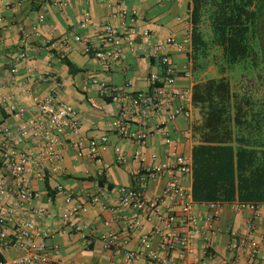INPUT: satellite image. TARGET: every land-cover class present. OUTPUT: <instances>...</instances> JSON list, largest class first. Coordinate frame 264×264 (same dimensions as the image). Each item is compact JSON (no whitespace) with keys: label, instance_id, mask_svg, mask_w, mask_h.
Returning <instances> with one entry per match:
<instances>
[{"label":"crops","instance_id":"0c3cea01","mask_svg":"<svg viewBox=\"0 0 264 264\" xmlns=\"http://www.w3.org/2000/svg\"><path fill=\"white\" fill-rule=\"evenodd\" d=\"M190 3L191 0H67L66 7H57L49 5L47 0H0V34L3 35L0 43V122L5 120L15 123L17 120L3 105L4 101L33 105L51 92L53 84L46 77L54 75L63 81L59 87H54L59 98L73 104L82 121L81 133L73 138L110 135V146L101 153L102 164L91 157L88 145L81 151L67 145L65 173L56 178L48 176L44 180L33 181L31 185L38 196L32 201L17 205L14 199H10L0 205V215L4 210L10 235L26 220H34L41 236L50 245L60 248L58 258L64 264H110L111 261L124 263L125 251L141 249V235L151 230V223L145 221L144 226L127 241L129 236L126 228L132 211L121 207L119 199L120 187L135 183V174L141 167L133 156L136 145L113 131L120 106L111 98L102 97L98 86L91 85L90 81L96 77L107 84L124 85L132 79L135 88L148 90L150 73L159 71L160 66L146 55H134L127 49L123 61L110 69H104L92 55L83 51L82 44L72 42L71 47L61 49L52 47L51 42L74 32L99 41L105 23L111 22L123 28V17L132 15L135 18L132 23L134 28L143 36L139 40L146 45L168 37L181 42L186 40V51L172 52L171 57L176 68H192V61L189 59V52L192 51ZM40 13H44L45 19L38 22ZM127 18L125 20L128 24ZM85 19L90 21L86 28L79 25ZM34 24H38V32L30 35L25 47H22L24 32L30 31ZM188 33L190 38L187 40ZM22 49L27 57L17 59ZM30 73L34 74L32 79ZM218 76V69L212 63L201 72L192 69L189 77L181 74L177 86L192 89L195 83ZM27 84L32 86L31 94L24 91ZM163 119L162 114L145 125L150 132L144 147L148 161L166 167L173 164L178 154L183 153L190 157L192 165L194 146L200 143L194 131V127L202 122L200 108L194 105L191 116L180 115L173 123L162 124L160 122ZM167 136L178 143V151L173 148L172 143L167 142ZM116 146H121L125 152L126 159L122 164L115 163ZM104 164H109V167L100 177L99 171ZM101 178L104 179L102 183ZM176 178L192 194V170L189 174L177 175ZM171 179L172 176L167 173L159 176L150 183L148 195L153 197L159 194ZM58 184L71 190L77 202L86 203L94 194L100 195L102 199L103 204L90 205L87 213L78 218L77 222L82 225L81 231L72 229L62 218L67 205L64 194L56 188ZM209 203L194 201L193 210L202 230L192 235L190 250L185 257H181L177 250L171 253L177 263L203 264L207 260V264H247L246 258L236 255L231 248L230 229L247 232L248 222L258 214L253 234L262 239L259 264H264V203L245 204L239 208L233 207V203H223L222 211L214 222L215 229L208 230L205 227V216ZM33 207L44 208L49 212L39 218L32 214ZM179 216L183 221V213ZM2 228L0 223V231ZM109 232L119 233L121 239L117 246L106 249L102 236ZM208 242L215 252L211 258L206 253ZM152 245L161 255L165 254L158 237L152 239ZM21 253L16 246L1 244L0 264L16 259ZM134 264L150 263L143 255Z\"/></svg>","mask_w":264,"mask_h":264},{"label":"built area","instance_id":"2783aa9c","mask_svg":"<svg viewBox=\"0 0 264 264\" xmlns=\"http://www.w3.org/2000/svg\"><path fill=\"white\" fill-rule=\"evenodd\" d=\"M19 1V0H17ZM49 5L66 7L67 0H47ZM115 16V14H113ZM123 28H119L107 22L102 26V34L99 41H95L80 33L64 35L51 42L52 47L61 49L71 47L72 42L82 44L83 51L92 55L104 69H110L125 58L128 49L134 55H146L151 60L157 61L159 71L150 73V88L140 90L134 87V81L129 79L124 85L107 84L96 77L90 81L91 85H97L102 97H109L120 106L118 118L114 122L113 131L120 137L131 141L136 145L133 156L141 164L135 174V183L120 187V206L131 209L132 215L127 225V234L132 236L144 226V222L151 223V230L141 235L142 247L138 251H125V262L111 261L110 264H134L141 256H145L150 264H178L176 258L171 255L179 251L181 257H185L191 245L192 235L202 230L194 213V200L190 189L177 180V175H187L192 170L191 159L183 153L176 156L170 166H162L155 162H149L144 147L147 145L149 130L146 123L162 114L164 119L160 123H173L180 115H192L193 92L189 87H178L177 81L181 74L185 77L191 75L190 68L184 66L178 69L172 61V52L186 51V40L178 41L173 37L146 45L141 34L134 28V16H128L127 24L124 16ZM127 18V19H128ZM45 19L44 13L39 14L38 22ZM89 20L80 21L81 27H88ZM38 24H34L30 31L24 32L21 38L22 47H25L30 35L38 32ZM190 34H187V40ZM3 35L0 34V43ZM27 57L22 49L17 59ZM31 79L34 77L30 73ZM46 79L53 84L50 93L31 106H25L18 101H4L3 105L9 113L17 119L15 123L0 122V205L14 199L17 205H23L38 196V192L32 187L33 181L46 179L48 176L56 178L65 173V149L72 145L77 151L88 145L90 155L99 163H103L101 153L110 146V135L105 134L100 138H85L74 135L81 133L82 121L75 106L59 98L56 88L63 81L54 75H47ZM24 91L32 92V86L27 84ZM135 125V128L133 127ZM137 127V128H136ZM167 142L172 143L178 151V143L167 136ZM115 163L125 162V152L121 146L115 147ZM109 164H104L99 171L100 177ZM169 174L172 179L167 182L161 192L153 197L148 195L149 185L162 174ZM65 196L67 207L62 213L65 223L75 230H82L77 220L87 213L90 205L103 204L100 195L94 194L88 202H77L74 193L58 184L56 187ZM233 207L239 208L243 204L233 203ZM105 207V205H104ZM223 203L210 202L205 216V227L208 230L215 229V220L222 211ZM36 217H42L49 211L44 208H31ZM183 213L184 220L180 218ZM258 214L248 222L247 232L230 229L231 248L236 255L244 256L247 264H259L262 252L261 237L253 234ZM7 216L1 211L0 223L3 225L0 231V245L16 246L21 250V255L14 260L2 264H64L59 258L61 250L57 245H50L36 230V222L28 219L23 222L13 234L8 233L6 226ZM84 238L86 235H83ZM158 237L161 242L160 251L152 245V239ZM119 233L109 232L102 236L106 249H111L119 244ZM206 253L209 258L215 255L211 243L208 242ZM205 260L203 264H207Z\"/></svg>","mask_w":264,"mask_h":264},{"label":"trees","instance_id":"16d2710c","mask_svg":"<svg viewBox=\"0 0 264 264\" xmlns=\"http://www.w3.org/2000/svg\"><path fill=\"white\" fill-rule=\"evenodd\" d=\"M190 22V71L214 63L219 73L192 88L202 113L194 127L200 143L192 154L193 199L264 203V98L257 95L264 82V0H191Z\"/></svg>","mask_w":264,"mask_h":264},{"label":"rangeland","instance_id":"374dc122","mask_svg":"<svg viewBox=\"0 0 264 264\" xmlns=\"http://www.w3.org/2000/svg\"><path fill=\"white\" fill-rule=\"evenodd\" d=\"M238 80V77L236 75H234V77H232V81L233 83H235ZM257 95H259L261 98H264V82L260 83V85H258L257 87Z\"/></svg>","mask_w":264,"mask_h":264}]
</instances>
